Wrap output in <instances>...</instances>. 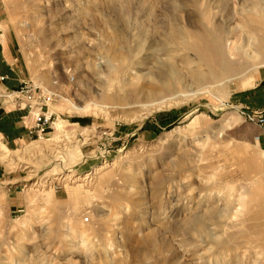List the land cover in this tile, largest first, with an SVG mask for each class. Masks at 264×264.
Instances as JSON below:
<instances>
[{"label": "rangeland", "instance_id": "1", "mask_svg": "<svg viewBox=\"0 0 264 264\" xmlns=\"http://www.w3.org/2000/svg\"><path fill=\"white\" fill-rule=\"evenodd\" d=\"M0 28L54 122L4 159L0 264H264V0H0Z\"/></svg>", "mask_w": 264, "mask_h": 264}, {"label": "crops", "instance_id": "2", "mask_svg": "<svg viewBox=\"0 0 264 264\" xmlns=\"http://www.w3.org/2000/svg\"><path fill=\"white\" fill-rule=\"evenodd\" d=\"M24 80V71L18 60L17 42L0 28V89H16ZM241 102L251 109L261 111L264 119V75L242 95ZM31 119L27 109H15L0 98V182L7 177L4 160L7 154H13L32 139L27 134ZM257 141L264 151V122L258 128Z\"/></svg>", "mask_w": 264, "mask_h": 264}, {"label": "built area", "instance_id": "3", "mask_svg": "<svg viewBox=\"0 0 264 264\" xmlns=\"http://www.w3.org/2000/svg\"><path fill=\"white\" fill-rule=\"evenodd\" d=\"M0 98L5 101V104L15 109H27L30 112L32 119L27 129L29 137L40 139L49 134L53 118L52 113L47 111L46 104L43 102L47 101L49 97L38 91L34 85L24 81L16 89H0ZM245 118L260 128L264 122L262 114L256 111L246 113Z\"/></svg>", "mask_w": 264, "mask_h": 264}, {"label": "bare ground", "instance_id": "4", "mask_svg": "<svg viewBox=\"0 0 264 264\" xmlns=\"http://www.w3.org/2000/svg\"><path fill=\"white\" fill-rule=\"evenodd\" d=\"M220 55V54H219ZM220 57H221V55H220ZM222 57L220 58V60H221V62H222ZM222 65V64H221ZM221 65H220V68H221ZM222 67H224V65L222 66ZM82 109V108H81ZM81 109H79V110H81ZM54 123V122H53ZM54 127V126H53Z\"/></svg>", "mask_w": 264, "mask_h": 264}]
</instances>
